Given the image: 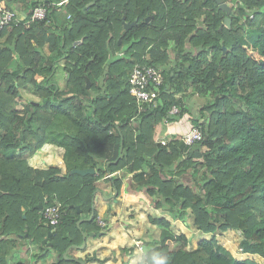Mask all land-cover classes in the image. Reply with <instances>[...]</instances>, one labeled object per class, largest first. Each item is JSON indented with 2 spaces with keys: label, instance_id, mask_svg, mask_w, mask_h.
Wrapping results in <instances>:
<instances>
[{
  "label": "trees",
  "instance_id": "1",
  "mask_svg": "<svg viewBox=\"0 0 264 264\" xmlns=\"http://www.w3.org/2000/svg\"><path fill=\"white\" fill-rule=\"evenodd\" d=\"M6 1L23 18L47 6L49 24L0 30V264H24L10 261L18 238L40 243L52 228L30 220L40 217L36 205L53 201L66 214L48 238L59 254L49 264H80L62 253L83 240L81 213L96 218V180L117 170L122 175L111 179L118 192L130 174V186L144 190L153 207L181 221L191 213L196 228L210 233L188 250L185 234H175L165 218H150L160 235L146 249V264L159 256L169 264H260L235 257L216 236L234 229L241 252L264 258V0H233L228 11L219 6L227 0H68V21L48 36L61 0ZM123 15L136 24L125 29ZM225 16L231 24L219 28ZM45 41L50 52L41 54L34 44ZM59 62L62 88L52 80ZM136 62L164 74L143 110L127 90ZM188 84L204 96L192 116L203 137L186 146L171 134L163 145L157 127L187 112L177 94ZM27 86L41 102L24 111L17 105ZM172 104L178 113H169ZM44 143L64 148V172L28 163ZM85 168L94 171L81 173Z\"/></svg>",
  "mask_w": 264,
  "mask_h": 264
},
{
  "label": "crops",
  "instance_id": "2",
  "mask_svg": "<svg viewBox=\"0 0 264 264\" xmlns=\"http://www.w3.org/2000/svg\"><path fill=\"white\" fill-rule=\"evenodd\" d=\"M41 1V4L45 3V0ZM65 4L66 3L59 5L53 12L54 24L46 26V36H48L50 31H57L61 25H64L68 21L69 12ZM19 15L22 18L24 16L23 14ZM3 35L5 36L6 33ZM3 35L0 36V41H3ZM34 49L41 54H46V52L49 53V42L45 41L43 45L34 44ZM12 54L13 56L15 55L14 52ZM59 64L63 66V62H59ZM55 67L52 80L62 88L64 87L65 81H59L57 79L58 71L60 72L57 68L58 63ZM22 89L28 94L27 96L33 95L32 97H36L41 102V98L32 91H29L28 87ZM28 101H30V99ZM39 101L31 100L30 102L39 103ZM178 129L179 126L173 125L171 122L167 125L162 124L157 127L156 140H158L160 135L165 133L168 134L169 132H178ZM63 151L64 148L61 146L44 143L34 154L28 157L27 161L28 163L30 162L32 166L38 168H44L46 165L47 167L58 166L60 171L64 172L66 163L62 156ZM85 169L89 170L90 168ZM85 169H82L81 173ZM107 174L108 172L96 180L97 187L92 197L96 218H104L106 224L104 226H99L95 218V226L97 227L95 230L84 227V233L86 234L84 246L81 248L78 246H69L70 248L67 252L68 256L80 258L84 260L85 264H146L144 261L146 249L149 248L151 243L157 240L160 235V226L152 222L150 218H165L170 222V227L175 234H185L188 238V250L195 249L201 238L210 237V233H202L196 229V226L190 222L188 217L185 221H181L178 218L172 217L162 209L153 207L144 190L134 191L130 186V174L123 177L119 192L117 191V193H114V189L116 188L112 185L111 176H121L122 171L117 170L111 173L110 176H107ZM87 216L86 214V217ZM216 238L218 240L222 238V236L217 235ZM47 242H50L49 239H47ZM218 242L226 247V244L221 240H218ZM17 243L14 249L15 252L11 255L12 260L15 262L22 261L24 264H49L55 262V259L59 256L54 247L52 253H50L51 255L46 252L41 254L42 249L38 247V244L29 242L28 238L25 236H20ZM121 248L126 249L122 251ZM226 248L228 249V247ZM243 254L246 257H248L247 255H253L249 253ZM235 257L240 258L241 256L239 254L238 256L235 255Z\"/></svg>",
  "mask_w": 264,
  "mask_h": 264
},
{
  "label": "built area",
  "instance_id": "3",
  "mask_svg": "<svg viewBox=\"0 0 264 264\" xmlns=\"http://www.w3.org/2000/svg\"><path fill=\"white\" fill-rule=\"evenodd\" d=\"M68 0H61L58 4H64ZM48 7L45 5L35 6L29 14V17L22 18L17 12L12 9L6 0H0V30L8 26H28L33 21H45L49 24ZM121 54V53H120ZM164 81V74L162 70L153 64L134 63L127 73L128 92L135 98L138 103V109L143 110L147 103L152 102L158 96L159 86ZM179 112V107L176 104H172L169 113L174 114ZM183 119V118H182ZM182 119L179 121L181 122ZM169 121L163 122L168 124ZM171 123H173L171 121ZM188 124V126L186 125ZM175 125L179 126L178 132H169L168 134H162L158 138L161 144L165 145L168 141V136L171 134L176 135L186 146H190L195 142L202 139L203 134L200 126L190 124L188 120L181 125L176 122ZM178 134V135H177ZM108 173L107 176H110ZM66 214L62 204L57 201L42 205L40 209L41 219L45 224L52 229L61 222L63 216ZM96 222L99 226H104L105 220L102 217H97ZM51 229V230H52Z\"/></svg>",
  "mask_w": 264,
  "mask_h": 264
},
{
  "label": "rangeland",
  "instance_id": "4",
  "mask_svg": "<svg viewBox=\"0 0 264 264\" xmlns=\"http://www.w3.org/2000/svg\"><path fill=\"white\" fill-rule=\"evenodd\" d=\"M234 4V1L233 0H227L226 1V5L225 6V9L226 10H230V6H233ZM202 22H198V24H201ZM244 48L246 49L247 53L252 56L253 58L255 59H261L262 57L256 52V50H253L251 48L250 45H245ZM176 52V51H175ZM136 63H140V62H136ZM174 63V60L171 61V64ZM61 64V63H60ZM58 63V69L60 70V72L58 71V74H57V79L59 81H64L65 77H66V70L63 68L62 65H60ZM55 73V72H54ZM54 76V74H53ZM52 76V77H53ZM28 87V86H27ZM20 92H21V97H20V100L18 102V105H17V108H20L21 110H24L26 111L27 108H28V104L30 103L31 100H37L39 101L36 97H32L33 95H29L27 96L28 94L25 93V90L24 89H20ZM179 96V98L182 100L183 102V105L187 108V112L184 113L179 119L177 120H174L172 121L173 125L177 123H179L180 125L185 122L186 120L189 121V123L191 124L192 123V116L194 114L197 113V108L198 106L204 101V96L201 95L200 93H197L196 91L193 90V86L188 84L187 86V89L185 90V93L181 92L180 94L178 93L177 94ZM30 99V101H28ZM40 102V101H39ZM236 105V104H235ZM183 118V119H182ZM182 119L181 122H179L180 120ZM165 122V121H164ZM163 124V123H162ZM186 125L188 126V124L186 123ZM35 126V124H34ZM161 126V125H160ZM61 130H65V127H64V124H62L60 126ZM178 135V134H177ZM54 145V144H53ZM30 163V162H29ZM31 165V163H30ZM32 166V165H31ZM34 167V166H33ZM47 167L44 166V168ZM90 215V213H89ZM88 215V216H89ZM87 216V217H88ZM187 217L189 218L190 222L192 224L193 223V216L191 215V213H189L187 215ZM86 221H83L85 227H88V228H91V229H96L97 227L95 226V219H85ZM31 222L30 223H34L35 221L37 223H40V224H45L43 222V220L41 219V216H35V218L33 220H30ZM194 227V225H193ZM197 229V228H196ZM196 231V230H195ZM224 234V235H223ZM24 236L26 237V235L24 234ZM22 236V237H24ZM218 236H222V238L218 239V240H221L224 244H226L225 246L228 247L229 251L234 255H239L240 254V258H245L246 256L243 254L244 252H241L240 251V248H239V234L236 230L234 229H229L221 234H218ZM83 237V236H82ZM27 238V237H26ZM43 238L41 239L40 243L38 244V247H40V249H42V252H46L48 253L49 255H51L50 253H52L53 251V247L52 245H47L48 242L46 243H43L42 242ZM224 240V241H223ZM29 241V239H28ZM30 242V241H29ZM51 242V241H50ZM15 251L13 250L12 254L14 253ZM234 255V256H235ZM248 257H252V258H255L260 264H264V258H262L261 256L257 255V254H253V255H247ZM56 260V259H55ZM10 261L11 263H14L15 261L12 260L11 256H10Z\"/></svg>",
  "mask_w": 264,
  "mask_h": 264
},
{
  "label": "water",
  "instance_id": "5",
  "mask_svg": "<svg viewBox=\"0 0 264 264\" xmlns=\"http://www.w3.org/2000/svg\"><path fill=\"white\" fill-rule=\"evenodd\" d=\"M91 3H93V2H92V1L89 2V3L83 8V10H85V8H86L87 6H89ZM219 6H220L221 8H223V9H225V6H227V5H226V2H220V3H219ZM229 8H230V7H229ZM225 10H226V9H225ZM227 11H228V10H227ZM150 18H152V15H148V16H146V17H145V22H149ZM122 22H123L124 28H125V29H128V28H130V27L132 26V24L135 22V20H133V21H131V22H130V21H126V20H125V15H123V16H122ZM230 24H231V18H230L229 16H225L219 28H221L223 25L229 27ZM119 41H120V40H119ZM223 48L225 49V47H223ZM89 84H90V80H89L88 77H86V88L89 87ZM87 171H91V172H92V171H94V169H93V168H90L89 170H88V169L83 170V172H87ZM114 193H117V190H116V189H114ZM41 207H42V204H41V203H39L38 205H36V208H38V209H41ZM76 209H77L78 212H80V208H79L78 206H76ZM81 214H82V217L79 218V219L76 221V225H77V226H79V224H80L84 219H86V218H87V219H91L93 213L91 212L90 215H89L88 217H86V214L83 213V212H82ZM81 233H82V236H83V237H82L83 240H82L81 244L77 245V246L80 247V248L84 246V244H85V239H86V234L84 233V231L81 230ZM51 234H52L51 230L47 231V235L43 238L42 242H43V243H46V242H47V239L49 238V236H51ZM47 245H51V242H48ZM69 248H70V247L68 246V247L63 251V253H62V257L65 258V259H73V260L79 262L80 264H85V263H84V260H82V259H80V258H77V257H70V256H68V255H67V252H68Z\"/></svg>",
  "mask_w": 264,
  "mask_h": 264
},
{
  "label": "clouds",
  "instance_id": "6",
  "mask_svg": "<svg viewBox=\"0 0 264 264\" xmlns=\"http://www.w3.org/2000/svg\"><path fill=\"white\" fill-rule=\"evenodd\" d=\"M155 264H169L168 258L166 256H159L155 258Z\"/></svg>",
  "mask_w": 264,
  "mask_h": 264
},
{
  "label": "flooded vegetation",
  "instance_id": "7",
  "mask_svg": "<svg viewBox=\"0 0 264 264\" xmlns=\"http://www.w3.org/2000/svg\"><path fill=\"white\" fill-rule=\"evenodd\" d=\"M136 19H137V18H135V19H134V20H135V22L132 24V26L136 24ZM130 22H131V21H130Z\"/></svg>",
  "mask_w": 264,
  "mask_h": 264
}]
</instances>
